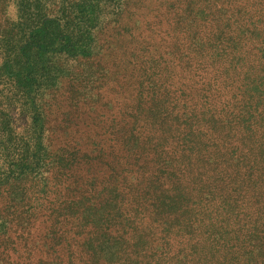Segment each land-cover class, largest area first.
I'll return each instance as SVG.
<instances>
[{
	"label": "trees",
	"instance_id": "obj_1",
	"mask_svg": "<svg viewBox=\"0 0 264 264\" xmlns=\"http://www.w3.org/2000/svg\"><path fill=\"white\" fill-rule=\"evenodd\" d=\"M116 4L117 32L132 40L142 33L143 38L118 54L117 75L109 71L98 84L110 80L151 102L139 108L138 117L130 112L119 127L129 147L140 148L141 142H152L156 132L180 128L181 158L187 164L215 163L225 153L264 185V0H159L148 17L139 20L132 15L134 23L144 26L141 32L124 25L122 19L130 14L123 17L122 0ZM63 18L60 14L57 21ZM84 88L78 93L62 92V99L76 107L100 103L108 115L106 101L91 95L93 83ZM1 90L0 103L4 100ZM187 91L192 94L182 97ZM19 97L28 120L24 128H38L42 133L41 111L30 106L27 94ZM9 110L0 114L6 118V129L13 131L19 113ZM84 112L95 123L93 135L59 149L54 154L56 162L72 164L100 153L98 138L109 135L110 119L95 107H85ZM79 125L74 134L80 136ZM44 138L32 135L28 143L46 152ZM126 194L115 205L117 215L107 213L98 230L86 226L79 215L65 213L59 204L40 205L44 211H39V219L0 238V264H104L108 261L105 247L118 248L114 252L118 259L109 260L110 264H264V209H239L220 221L217 209L211 208L218 200L211 195L208 205L195 211V229L190 235L182 234L173 246L164 236L151 238L150 229L144 232L141 218L132 210L136 204ZM216 225L219 237L213 233Z\"/></svg>",
	"mask_w": 264,
	"mask_h": 264
},
{
	"label": "rangeland",
	"instance_id": "obj_2",
	"mask_svg": "<svg viewBox=\"0 0 264 264\" xmlns=\"http://www.w3.org/2000/svg\"><path fill=\"white\" fill-rule=\"evenodd\" d=\"M112 1L0 0V89L4 100L9 97L0 103V112L14 109L19 113L13 131L6 129V118L0 114V238L39 219V211H44L40 205L53 203L98 230L107 213L116 214L115 205L127 197V191L144 232L150 229L151 238L164 236L173 246L182 234L190 235L195 229V211L207 206L211 195L218 200L211 208L217 209L220 221L231 212L233 217L239 209H264V185L225 153L215 163L192 165L182 160L180 128L156 132L152 142H141L140 148L129 147L119 127L130 112L138 117L139 108L151 102L110 80L98 84L109 71L117 75L118 54L143 38L142 33L132 40L117 32L113 6L119 0L114 5ZM122 3L123 17L130 14L122 19L124 25L141 32L144 26L134 20L155 13L159 0ZM90 11L94 14L89 19ZM60 14L65 18L59 22ZM132 15L137 17L131 19ZM8 81L10 85H1ZM88 82L93 83L91 95L106 101L108 115L100 103L76 107L62 99V92H82ZM20 94H27L32 99L30 106L41 111L42 133L38 128H24L28 123L22 105L26 96L22 101ZM191 94L187 91L182 97ZM85 107H95L110 119L109 135L98 138L100 153L72 164L56 162L54 154L59 149L69 148L81 136L93 135L94 122L84 114ZM79 123L80 136L74 134ZM32 135L45 136L42 145L46 152L43 147L32 149L28 143ZM222 205L227 210L222 211ZM213 233L219 237V226ZM117 249L105 247L108 261L104 264L118 259Z\"/></svg>",
	"mask_w": 264,
	"mask_h": 264
}]
</instances>
